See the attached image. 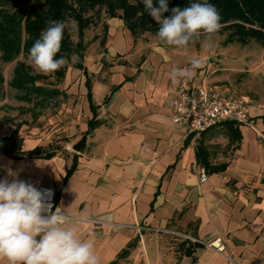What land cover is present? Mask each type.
<instances>
[{"label": "crops", "instance_id": "obj_1", "mask_svg": "<svg viewBox=\"0 0 264 264\" xmlns=\"http://www.w3.org/2000/svg\"><path fill=\"white\" fill-rule=\"evenodd\" d=\"M107 44L103 58L87 65L88 75L82 71L84 116L68 143L88 134L86 144L71 152L33 130L21 145L25 156L0 153V180L11 169L37 188H54L61 211L76 217L78 234L94 236L100 264L116 261L131 242L118 264H264V114L252 107L249 124L229 121L186 135L172 121L175 89L207 83L203 71L173 83L171 69L190 66L163 46L137 59L136 38L120 17L109 21ZM89 92L98 122L91 131ZM39 146L42 153L32 154ZM192 237H222L226 250Z\"/></svg>", "mask_w": 264, "mask_h": 264}, {"label": "clouds", "instance_id": "obj_2", "mask_svg": "<svg viewBox=\"0 0 264 264\" xmlns=\"http://www.w3.org/2000/svg\"><path fill=\"white\" fill-rule=\"evenodd\" d=\"M144 10L159 25L156 36L164 46L185 49L203 40L205 48L221 28L220 15L214 5L193 2L184 8H171L168 0H143ZM29 50L32 65L45 75H52L67 62L57 58L65 30L76 31L75 21L49 20ZM190 67H173L169 78L173 83L190 80L202 66L199 58ZM11 177V180L8 179ZM50 189L39 190L31 182L19 179V173L8 169L0 180V262L6 264H100L95 238H82L73 226L71 216L57 207L52 211Z\"/></svg>", "mask_w": 264, "mask_h": 264}, {"label": "rangeland", "instance_id": "obj_3", "mask_svg": "<svg viewBox=\"0 0 264 264\" xmlns=\"http://www.w3.org/2000/svg\"><path fill=\"white\" fill-rule=\"evenodd\" d=\"M117 13L121 15L122 11L119 9ZM87 15H92L94 22L85 31L83 58L75 53L66 60V73L63 78L52 74L46 75L47 77L39 82L50 88H58L59 95L47 100L36 97L32 101H26L19 98L18 91L10 86L17 62H26L34 73H40L39 70L32 65L29 56L24 54L11 63L0 61V69L5 77L4 95L0 98L1 137L14 135L16 142L21 146L24 137L37 130L38 134L45 133L53 146H66L65 149L75 152L73 145L68 142L76 136L73 134L76 130L75 120L84 116L81 97L83 70L79 69L78 65L87 67L90 61L94 60L96 63L103 58L108 45L109 21L113 18L109 16L106 7L91 11ZM68 21L75 20L71 18ZM70 33L72 39L77 42L78 32ZM228 33L229 31H218L213 37L211 48H205L201 40L180 49L164 46L156 34L145 32L136 37V44L131 53L138 50L139 59L142 55L145 56L152 46H163L176 57H180L185 65L190 66L189 61L192 58H199L202 66L198 69L203 71L204 81L207 79V83L226 86L238 95L247 97L251 108L254 107L258 113L264 114V45L254 40L248 44L228 42ZM104 58L106 59V56Z\"/></svg>", "mask_w": 264, "mask_h": 264}, {"label": "trees", "instance_id": "obj_4", "mask_svg": "<svg viewBox=\"0 0 264 264\" xmlns=\"http://www.w3.org/2000/svg\"><path fill=\"white\" fill-rule=\"evenodd\" d=\"M193 2H204V0H168L169 12L164 16H171L170 10L173 7L184 8ZM207 2L214 5L220 15L219 31H229L228 42L237 41L248 44L254 40L264 45V0H207ZM154 4L158 6V0H154ZM103 7H106L110 17L122 18L135 38L145 32L156 34L159 29V25L144 10L143 0H0V61L11 63L21 54L29 56L30 48L48 26L49 20L67 22L71 18L78 25L76 31L79 40L75 42L70 31L66 29L57 58L64 57L67 60L75 53L83 58L85 31L94 22L92 15L87 14L91 11H99ZM119 9L122 11L121 15L117 13ZM78 68L88 75L86 66L79 64ZM65 73L66 67L63 66L54 74L58 78H63ZM46 77V75L34 73L32 67L26 62L18 61L10 86L18 91L19 98L23 100L32 101L36 97L47 100L59 95L60 90L39 83ZM87 84L90 87L89 77ZM4 85L5 77L0 69V98L4 95ZM88 97L94 112L89 122L88 131H91L98 124L97 107L92 101L91 92ZM16 141L14 135L0 136V153L16 157L25 156L27 153L22 151ZM42 151V147L39 146L31 153L39 155ZM198 153L204 159L202 163L207 165L206 149L200 147ZM74 168L75 165L68 172V176ZM224 168L225 166L222 165L216 169ZM133 245L134 242H131L111 264H118L119 258L127 256Z\"/></svg>", "mask_w": 264, "mask_h": 264}, {"label": "built area", "instance_id": "obj_5", "mask_svg": "<svg viewBox=\"0 0 264 264\" xmlns=\"http://www.w3.org/2000/svg\"><path fill=\"white\" fill-rule=\"evenodd\" d=\"M172 121L182 127L186 135L196 137L220 123L231 121L237 124H249L251 122V103L247 97L238 95L228 88L210 85L206 82L200 85L183 82L175 89ZM207 178L208 174L202 171L200 180L204 182ZM38 189L41 191L52 190L53 196L50 203L52 211H55L59 207L56 190L45 185ZM68 215L76 219V217ZM192 238L220 253H224L226 250V244L222 237L211 241ZM229 258L234 262L231 257Z\"/></svg>", "mask_w": 264, "mask_h": 264}, {"label": "water", "instance_id": "obj_6", "mask_svg": "<svg viewBox=\"0 0 264 264\" xmlns=\"http://www.w3.org/2000/svg\"><path fill=\"white\" fill-rule=\"evenodd\" d=\"M88 139V134H85L76 144H74L73 148L75 151H80L82 147L86 144Z\"/></svg>", "mask_w": 264, "mask_h": 264}]
</instances>
